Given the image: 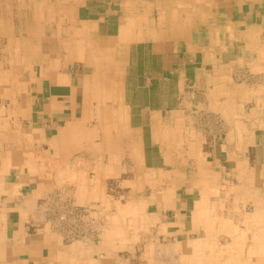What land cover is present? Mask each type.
I'll list each match as a JSON object with an SVG mask.
<instances>
[{
	"label": "crops",
	"instance_id": "0c3cea01",
	"mask_svg": "<svg viewBox=\"0 0 264 264\" xmlns=\"http://www.w3.org/2000/svg\"><path fill=\"white\" fill-rule=\"evenodd\" d=\"M0 264H264V0H0Z\"/></svg>",
	"mask_w": 264,
	"mask_h": 264
},
{
	"label": "rangeland",
	"instance_id": "374dc122",
	"mask_svg": "<svg viewBox=\"0 0 264 264\" xmlns=\"http://www.w3.org/2000/svg\"><path fill=\"white\" fill-rule=\"evenodd\" d=\"M246 76H249V75H246ZM246 76H245V74L238 75V80H237L238 83H242L243 81H245ZM252 76H255V75H252ZM126 190H127V188H126ZM124 199H127V198L124 197ZM91 210L87 211L86 214L78 216L77 219L74 221L73 225L75 227H78V229L81 231L85 230L87 233L86 234L87 237L91 238L94 241H98L100 239V236L102 235L103 231H105V229H106V225H107L106 223L112 219L110 217H108V219H106L105 217L102 216V214H104V213H101V211L99 212V205L98 204L94 203ZM130 210L131 209H129V211ZM129 220H130L129 222L132 224L131 217ZM79 239H82V238H78L77 240H79Z\"/></svg>",
	"mask_w": 264,
	"mask_h": 264
},
{
	"label": "built area",
	"instance_id": "2783aa9c",
	"mask_svg": "<svg viewBox=\"0 0 264 264\" xmlns=\"http://www.w3.org/2000/svg\"><path fill=\"white\" fill-rule=\"evenodd\" d=\"M60 200L65 205V207H63V210H55L51 213L54 216L53 218L56 222V225H58L60 229H62V231L64 230L65 237L69 240L73 241L77 240L78 238L87 237L86 231L79 230L78 227H75L73 225V223L78 216L86 214L88 210L80 207L79 205H76V203L73 201H69L63 198H61Z\"/></svg>",
	"mask_w": 264,
	"mask_h": 264
},
{
	"label": "bare ground",
	"instance_id": "6f19581e",
	"mask_svg": "<svg viewBox=\"0 0 264 264\" xmlns=\"http://www.w3.org/2000/svg\"><path fill=\"white\" fill-rule=\"evenodd\" d=\"M225 183V182H224ZM170 250V249H169ZM166 252V251H165Z\"/></svg>",
	"mask_w": 264,
	"mask_h": 264
}]
</instances>
